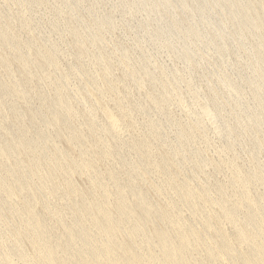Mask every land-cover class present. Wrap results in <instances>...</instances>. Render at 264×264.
<instances>
[{
    "label": "bare ground",
    "instance_id": "1",
    "mask_svg": "<svg viewBox=\"0 0 264 264\" xmlns=\"http://www.w3.org/2000/svg\"><path fill=\"white\" fill-rule=\"evenodd\" d=\"M110 1H3L0 264H264V0Z\"/></svg>",
    "mask_w": 264,
    "mask_h": 264
},
{
    "label": "rangeland",
    "instance_id": "2",
    "mask_svg": "<svg viewBox=\"0 0 264 264\" xmlns=\"http://www.w3.org/2000/svg\"><path fill=\"white\" fill-rule=\"evenodd\" d=\"M1 2H0V9L1 8H3L4 7V4H3V1L4 0H0ZM15 4V3H14ZM12 4L11 5V9H12V11H14L15 12V14H17V13H19L20 12V10H21V4ZM111 4H112V0L109 2V4L107 5V8H110L111 7ZM14 8H15V10H14ZM41 9V10H40ZM43 9H45V8H43L42 6H40L39 7V9L38 10H40V13L43 15V17L44 16H46V14L48 15L49 14V11L47 12V9L44 11ZM18 10V11H17ZM13 12V13H14ZM46 12V13H45ZM49 18V16H46V17H44V19L46 20V18ZM47 18V19H48ZM2 21H4V22H8L7 20H2ZM16 27V28H15ZM13 30H15V31H18L19 30V28H18V26L17 25H13ZM113 40L114 41H119V40H126V41H128L129 43L131 42V36H125L124 34H123V32H122V30H121V28H117V29H115L114 30V32H113ZM25 36L26 37H29L30 36V33L28 32V31H25V32H23V37L25 38ZM114 38H116V39H114ZM112 46V47H111ZM111 47V48H110ZM70 48V46L67 48V49H69ZM107 50L109 51V52H111L112 51V48H113V44L111 43V42H109L108 43V45H107ZM4 52H9V53H7V54H9L10 55V59L11 60H13V64L14 65H16V66H13V68H15L16 69V67H17V65H18V63L14 60V58H12L13 57V55L12 54H10L11 52L8 50V49H6ZM67 58V59H66ZM162 58H164V61H166V62H168V63H172V58L170 57V56H168V55H164ZM65 60H67V62L65 61ZM62 61V62H61ZM61 63H59V70L60 71H65V72H68V73H72L71 71V68H70V65H69V58L68 57H62L61 58ZM64 61V62H63ZM63 63V64H62ZM66 63H68V66L66 65ZM63 65V66H61V67H63V68H61L60 67V65ZM65 67V68H64ZM67 67V68H66ZM2 68V69H1ZM63 69V70H62ZM120 69H122L121 68V66H117V68H115V74H122L120 71H122V70H120ZM67 70V71H66ZM118 71V72H117ZM6 74H5V73ZM120 72V73H119ZM20 73V72H19ZM18 73V76H20V78L23 76V74L21 75V73L19 74ZM7 75V77H8V74H7V71H6V69H5V67L4 66H0V78L2 77V78H4V79H8L7 77H5V76ZM74 76V75H73ZM24 77V76H23ZM72 81L73 82H76V79L73 77V79H72ZM24 83V85L27 87V89L29 90V92H30V98H29V96L26 98V100L25 99H23V101L22 100H20L19 101V103L18 104H20V105H17V107H18V109H22V110H26V117H25V122L26 123H28L29 122V120H30V117H31V113H32V111L34 110V108L35 107H33V103H34V105L36 106L37 104H38V101H39V99H38V97H37V94H36V91L37 90H40V86H38V84L37 85H35V82H33V83H30V84H25L26 82H23ZM37 86V87H36ZM32 90V91H31ZM35 91V92H34ZM39 92V91H38ZM33 94V95H32ZM36 95V96H35ZM110 94H107L106 96H105V100H104V98H102V100H104V102L106 101V98H108L107 99V102L106 103H110L111 105H112V103L113 102H111V101H109L110 99L109 98H111V95L109 96ZM33 99H32V98ZM35 98H36V100H35ZM25 100V101H24ZM32 100V101H31ZM26 101H27V103H26ZM32 102V104H31V102ZM109 101V102H108ZM22 102H24V104L22 103ZM26 103V104H25ZM29 103V104H28ZM31 105V106H30ZM80 106V105H79ZM23 107V108H22ZM30 107V108H29ZM27 108H29V109H27ZM30 109H31V111H30ZM175 110V109H174ZM29 116H28V115ZM16 114H13L12 112H10L9 113V117H8V120L10 121V122H12V123H16V122H18V117L17 116H15ZM101 114H99V116H100ZM28 116V117H27ZM100 118H102V116H100ZM27 119V120H26ZM214 141V142H213ZM219 141H220V138H218L217 136H213L212 137V145H210V147H208V150H209V154L210 155H215V146L219 143ZM218 142V143H217ZM199 143H201V142H199ZM203 143V142H202ZM60 144L63 146V147H67L68 146V144H67V142L66 141H64V140H61L60 141ZM216 144V145H215ZM264 158V157H263ZM227 172L226 171H224V173L222 172V174H220L219 176L221 177V178H223V177H225L224 176V174H226ZM80 175H82V176H80ZM83 179V180H82ZM75 180L77 181V182H79L80 184H82V186H86V185H88V183H87V176H85V174L83 175V174H76L75 175ZM85 184H84V183ZM54 201V200H53ZM55 202V201H54ZM0 224L1 225H3V223L1 222V220H0ZM11 224H9V225H7L8 227L10 226ZM4 226V225H3ZM2 226V227H3ZM11 227V226H10ZM7 228V227H6ZM7 229H9V228H7ZM27 248H28V250L30 251L31 250V248L27 245Z\"/></svg>",
    "mask_w": 264,
    "mask_h": 264
}]
</instances>
